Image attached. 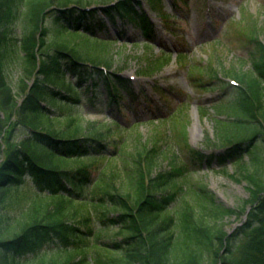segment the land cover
Here are the masks:
<instances>
[{
  "label": "trees",
  "instance_id": "16d2710c",
  "mask_svg": "<svg viewBox=\"0 0 264 264\" xmlns=\"http://www.w3.org/2000/svg\"><path fill=\"white\" fill-rule=\"evenodd\" d=\"M146 1L152 11L162 6L161 0ZM91 4V0H0V200L11 191L23 197L26 190L36 194L31 200L34 213L15 226L4 227L0 213V264H264V148L259 141L264 138L262 31L239 34L246 52L241 61L250 62L252 70L229 76L243 87L219 77H200L199 82L191 71L197 86L215 91L220 85L233 97L232 102L216 106L236 117L220 121L221 138L231 148L219 155L205 154L188 143L180 118L182 105L166 112L143 91L137 94L133 81L115 73L112 63L96 54L112 41L100 36L106 35L109 22L131 25L153 37L154 25L141 3L118 0L101 11L89 10ZM17 21L23 36L11 42ZM54 32L58 42L49 40ZM144 47L150 48V42ZM12 55L23 65L18 93L7 78ZM168 56L153 60L156 68L146 75L162 70ZM142 99L152 106L144 113L146 120L134 108ZM84 100L92 112L108 115L113 126L84 123L79 113ZM52 115L62 119L59 128L53 126ZM130 119L133 122L127 124ZM155 120L169 125L165 137L170 147L160 150L156 141L152 147H138L130 155L131 163L118 166L125 143L122 131L128 134ZM19 129L28 134L16 143ZM117 132L123 136L117 137ZM111 148L117 152L114 158L95 172L97 162L88 157L103 156ZM243 154L253 168L243 170L252 196L241 213L250 212L247 223L230 234L218 221L237 211L218 203L188 176L204 162L240 163ZM165 155L172 168L160 172L158 161ZM173 206H178L177 218ZM97 224L116 227L122 239L98 245ZM62 248L69 252L63 255Z\"/></svg>",
  "mask_w": 264,
  "mask_h": 264
},
{
  "label": "rangeland",
  "instance_id": "374dc122",
  "mask_svg": "<svg viewBox=\"0 0 264 264\" xmlns=\"http://www.w3.org/2000/svg\"><path fill=\"white\" fill-rule=\"evenodd\" d=\"M91 1L92 4L88 7L98 11L118 2V0ZM138 1L142 3V10L155 24L151 39L152 46L148 49L144 47L145 40L135 27L131 25L115 26L109 22L106 35L100 36L113 41L107 47L108 49H101L96 54L106 57L112 63L115 73L125 78L135 77L133 90L137 94L143 91L166 112L182 105L184 110L180 118L186 126L188 143L193 148L203 151L205 154L225 153L231 148V145L221 138L222 124L220 121L231 122L235 121L236 117L227 112H219L216 106L220 102L225 104L232 102L233 97L227 91L221 90L220 85L215 91L212 90V87L209 89L205 85L197 86L194 83L195 77L191 78V71L197 76L196 79L199 82H201L200 77L206 80L210 77H219L232 85L234 84L233 79L229 77L230 74L234 76V73H249L252 70V65L250 62L243 63L241 61L246 52L242 48V44L245 43L244 38L239 34L243 30L259 29L260 32L262 31L261 39L264 41V0H161L162 6L158 11H152L146 0ZM55 34L54 32L49 36L50 41L58 42L60 40V37ZM10 36L12 37L11 42L14 41L13 38L20 40L23 36V27L19 26L18 21ZM123 39H135L138 44L135 46L130 42L122 44ZM164 53L169 54L165 67L157 71L155 75H146L150 69L156 68L153 60L163 57ZM180 53H184L185 56L180 57ZM11 58L7 68V78L14 91L18 93L23 76V65L22 61L14 55ZM26 82L31 84V80ZM155 83L159 84L158 92ZM134 108L142 114L141 119H146L148 114L144 113H148V108H152V106L142 99L139 104L134 105ZM79 113L84 123L95 121L106 126H113L108 115L91 112L85 100ZM52 116L54 117L53 126L59 128L62 119H56L57 115ZM132 122L133 119H130L127 124ZM168 127L169 125L165 126L155 120L152 123L137 126L134 131L128 134L122 131L125 135V143L123 153L117 158L120 160L118 166L123 168L125 162L131 163L130 155L138 147H152L157 143L162 147L160 150L168 149L170 146L165 137ZM27 134L24 129H19L16 132V143L26 138ZM116 135L117 137L123 136L121 132H117ZM155 141L156 143H154ZM259 141L261 147L264 148V138ZM116 153V149L111 148L103 156L91 155L88 159L97 162L93 167L95 172L99 173L109 164V159ZM158 162V171L171 170L172 161L167 155L162 156ZM242 164L245 169L241 168ZM252 168L249 156L243 154L240 163L233 160L220 166L216 161L212 164L204 162L189 173L188 177L194 185L208 189L218 203L237 211V214L225 216L218 221L219 224H223V229L230 234L236 233L247 223L250 211L241 213V208L247 200L251 199L252 195L248 189L250 185L242 175L244 174L243 170L249 172ZM262 174L264 177V169ZM39 192L46 193L47 191L40 190ZM35 195L33 191L26 190L24 197L14 191L8 192L2 197L0 213L5 218L4 227L15 226L18 220H26L34 213L31 199ZM196 208L199 210L198 207ZM247 208L250 210L251 207L247 206ZM177 213L178 206H173V214L176 218ZM97 227L100 228V236L96 243L100 246L122 239V235L119 234L116 227L104 228L100 224ZM124 251L123 249L121 254ZM59 252L65 255L69 250L62 248Z\"/></svg>",
  "mask_w": 264,
  "mask_h": 264
}]
</instances>
